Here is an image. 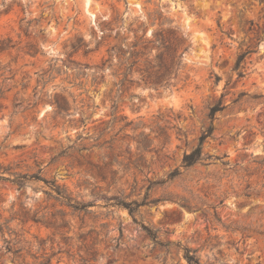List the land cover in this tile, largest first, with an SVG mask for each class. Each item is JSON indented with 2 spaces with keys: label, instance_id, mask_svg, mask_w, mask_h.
Segmentation results:
<instances>
[{
  "label": "rangeland",
  "instance_id": "374dc122",
  "mask_svg": "<svg viewBox=\"0 0 264 264\" xmlns=\"http://www.w3.org/2000/svg\"><path fill=\"white\" fill-rule=\"evenodd\" d=\"M0 177V264H264V0H0Z\"/></svg>",
  "mask_w": 264,
  "mask_h": 264
},
{
  "label": "trees",
  "instance_id": "16d2710c",
  "mask_svg": "<svg viewBox=\"0 0 264 264\" xmlns=\"http://www.w3.org/2000/svg\"><path fill=\"white\" fill-rule=\"evenodd\" d=\"M162 45H163V48H165L166 50L169 49V47L166 44H162ZM163 56H164V53H161V55L158 57L161 61L160 66H159V72L164 70L167 66L163 61ZM246 56H247V53H243L239 56L237 63H236V69L237 70L241 67ZM239 76L242 77L243 76L242 73H239ZM62 109L63 108L61 106H59V110H62ZM223 109H224V107L221 105V103L214 106L211 109L210 119L213 121L216 113L222 111ZM213 132H214V126H213V124H211L210 128L206 132H204L202 134V136L200 137L198 146L194 150H192L189 154H185L183 162H182V167H184L185 169L191 168L203 159L204 144H205L206 140L210 136H212ZM179 174H180V171L176 170L175 172L172 173V177H176ZM37 179L41 180L42 178H40V176H39ZM0 180H5V181H10L12 183H17L20 186H23L25 184V177H21V178L15 179V180H10V179L5 178V177H0ZM57 189H58L57 190L58 198H61L64 201H66L70 207L74 208L75 210H82L85 207H87V206L82 205L81 203H78V202L73 203V200L65 193V191L60 190L59 187ZM122 205L126 210H128L129 214L134 218V222L137 223V220L135 218V214L139 212V208L141 206H143V204L138 203V202H133V203H125ZM134 205H135V207H134ZM142 229L145 231L147 237L150 238L154 243L161 244L158 240L157 231L152 230L151 228L145 226L144 224H142ZM171 245H172L171 243H168L165 245L162 244V246H171ZM17 253L18 252H15L14 255H17ZM185 259H186L188 264H201L200 257L198 256L196 251H191L189 249H185Z\"/></svg>",
  "mask_w": 264,
  "mask_h": 264
}]
</instances>
